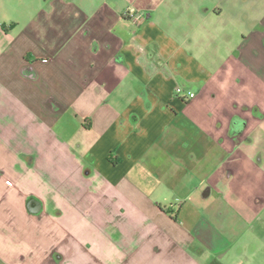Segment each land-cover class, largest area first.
<instances>
[{"label":"crops","instance_id":"crops-1","mask_svg":"<svg viewBox=\"0 0 264 264\" xmlns=\"http://www.w3.org/2000/svg\"><path fill=\"white\" fill-rule=\"evenodd\" d=\"M0 264H264V0H0Z\"/></svg>","mask_w":264,"mask_h":264},{"label":"built area","instance_id":"built-area-1","mask_svg":"<svg viewBox=\"0 0 264 264\" xmlns=\"http://www.w3.org/2000/svg\"><path fill=\"white\" fill-rule=\"evenodd\" d=\"M175 91L177 94H179L182 91V89H181V87H176ZM194 96L195 95L193 92L188 93V98H193Z\"/></svg>","mask_w":264,"mask_h":264}]
</instances>
